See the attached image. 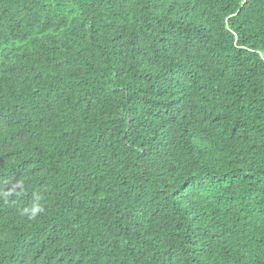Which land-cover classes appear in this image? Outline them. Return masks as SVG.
Returning <instances> with one entry per match:
<instances>
[{"label": "trees", "instance_id": "obj_1", "mask_svg": "<svg viewBox=\"0 0 264 264\" xmlns=\"http://www.w3.org/2000/svg\"><path fill=\"white\" fill-rule=\"evenodd\" d=\"M0 264H264V0H0Z\"/></svg>", "mask_w": 264, "mask_h": 264}, {"label": "clouds", "instance_id": "obj_2", "mask_svg": "<svg viewBox=\"0 0 264 264\" xmlns=\"http://www.w3.org/2000/svg\"><path fill=\"white\" fill-rule=\"evenodd\" d=\"M40 209L38 208V207H34L33 209H32V213H33V215H35V213L37 212V211H39Z\"/></svg>", "mask_w": 264, "mask_h": 264}]
</instances>
